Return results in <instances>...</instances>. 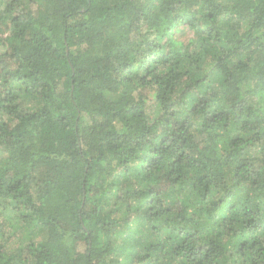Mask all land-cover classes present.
<instances>
[{"label": "trees", "instance_id": "obj_1", "mask_svg": "<svg viewBox=\"0 0 264 264\" xmlns=\"http://www.w3.org/2000/svg\"><path fill=\"white\" fill-rule=\"evenodd\" d=\"M0 264H264V0H0Z\"/></svg>", "mask_w": 264, "mask_h": 264}]
</instances>
